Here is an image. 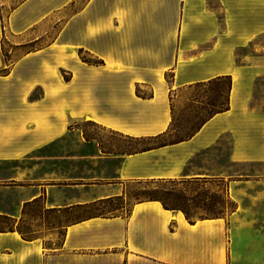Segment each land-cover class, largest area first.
I'll use <instances>...</instances> for the list:
<instances>
[{
    "label": "crops",
    "instance_id": "0c3cea01",
    "mask_svg": "<svg viewBox=\"0 0 264 264\" xmlns=\"http://www.w3.org/2000/svg\"><path fill=\"white\" fill-rule=\"evenodd\" d=\"M263 4L20 0L0 13V220L12 222L0 264H264V177L230 173L264 169V113L251 106L263 71L234 61L264 33ZM222 81L226 110L212 111L210 89L192 101L207 112L200 126L157 143L185 90ZM77 123L153 143L106 152ZM170 180L224 183L235 208L190 219L158 200L127 205L128 184ZM112 202L63 224L56 246L18 227L37 204L68 214Z\"/></svg>",
    "mask_w": 264,
    "mask_h": 264
},
{
    "label": "rangeland",
    "instance_id": "374dc122",
    "mask_svg": "<svg viewBox=\"0 0 264 264\" xmlns=\"http://www.w3.org/2000/svg\"><path fill=\"white\" fill-rule=\"evenodd\" d=\"M20 0H11L10 2L0 1V13L6 16L9 8L17 4ZM262 4L264 0H260ZM264 5V4H263ZM54 31H52L53 33ZM236 65H250L259 67L263 74H260L254 80L253 98L251 106L257 112L264 113V33L256 37L245 47L237 48L234 53ZM227 81H222L216 86L210 88L194 87L185 90L186 98H181L173 103L174 119L170 131L159 142L173 143L187 138L191 135L207 117V112L194 108L192 101L200 100L205 93H210L212 99L218 104L224 101V90ZM76 129L81 130L86 138L95 139L97 144L106 152L136 151L147 148L153 141H125L120 140L107 133L103 128L92 124L77 123ZM155 143V142H154ZM227 143V142H224ZM200 158L198 157L196 161ZM218 161V158L213 159ZM107 166L106 164H101ZM72 166L85 167V163H77ZM206 174H216L218 171H199ZM235 176H262L264 169L255 166H247L244 169H235L230 171ZM127 205L131 203L155 198L165 203L169 208L177 209L185 213L190 219L210 218L219 215H225L235 208V203L226 197V186L224 183L210 182L208 184L188 183L179 181H165L158 183H131L126 187ZM9 203V201H8ZM120 202H112L110 206L88 207L83 210H77L68 214H48L42 213L40 205H34L26 209V218L18 226L29 236L42 235L48 246H56L60 243L63 230L62 225L70 222L80 216L107 212ZM6 206L9 205L6 202ZM128 209V206H127ZM12 226L9 220H0V230ZM54 228L51 231L48 229ZM47 229L46 231H44Z\"/></svg>",
    "mask_w": 264,
    "mask_h": 264
},
{
    "label": "trees",
    "instance_id": "16d2710c",
    "mask_svg": "<svg viewBox=\"0 0 264 264\" xmlns=\"http://www.w3.org/2000/svg\"><path fill=\"white\" fill-rule=\"evenodd\" d=\"M208 105L212 108V111L221 112V111H224V110L227 109V107H223V106L221 107L220 104L215 103V101H214L213 99L209 100ZM150 199H151V200H157V199H155V198H150ZM158 201H160V200H158ZM160 202H161L163 208H165V209H172V208H169V207H168L165 203H163L162 201H160ZM175 210H177V209H175ZM186 216H187V215H186Z\"/></svg>",
    "mask_w": 264,
    "mask_h": 264
}]
</instances>
